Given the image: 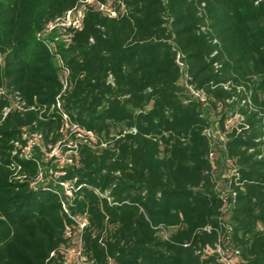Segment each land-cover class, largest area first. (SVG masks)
<instances>
[{"label":"trees","instance_id":"trees-1","mask_svg":"<svg viewBox=\"0 0 264 264\" xmlns=\"http://www.w3.org/2000/svg\"><path fill=\"white\" fill-rule=\"evenodd\" d=\"M78 1L0 0V264H72L64 228L76 222L59 186L44 166V182L31 186L38 156L13 154L12 141L22 127L46 144L60 137L48 109L60 70L36 34ZM100 1L116 16L89 6L80 29L49 35L70 69L63 109L97 138L62 176L78 186L70 215L87 220L84 263L219 264L204 251L222 206L204 132L216 115L240 182L232 245L243 264H264V0ZM177 54L212 108L180 84ZM16 95L34 108L3 116ZM235 112L243 122L226 130Z\"/></svg>","mask_w":264,"mask_h":264},{"label":"built area","instance_id":"built-area-1","mask_svg":"<svg viewBox=\"0 0 264 264\" xmlns=\"http://www.w3.org/2000/svg\"><path fill=\"white\" fill-rule=\"evenodd\" d=\"M93 7L107 14L108 16H116V11L109 5L101 2L100 0H79L72 8L68 9L63 16L56 18L54 21L49 22L45 29L36 34L37 38L42 39L49 50L53 53L57 65L60 70V80L62 89L59 94L55 96L54 102L50 105L49 112L56 111L60 116L61 125L59 127L60 137L54 144H46L43 142L42 134L38 131H30L25 127L21 128L20 137L13 140V154H17L19 157L28 158L34 157L35 154L38 156L36 159L37 164V175L33 180L30 181L31 186H36L44 182V168L48 171L51 177L54 178L59 188L55 189L61 208L69 217L75 222L76 226L66 225L64 228L65 236L70 240V246L68 252L73 255H77L82 258V241L81 233L87 220L84 216H71L68 210V202L73 198L74 192L78 188L76 185V178L62 179V176L66 174L67 168L75 165L79 159V148L81 145L93 146L97 142L95 134L81 126H79L72 117L63 109L61 102V94L69 86V75L70 69L66 65L61 54L55 51L53 42L50 40V33L53 30L59 32H66L69 29H80L83 23L84 13L87 7ZM68 35L64 33L63 37L65 40L68 39ZM176 62L179 64L182 70L181 76H184L183 86L190 92V94L196 98L203 107H211L208 98L202 90L196 89L192 84H189L187 79L188 75L184 70L183 62L180 60V55L177 54ZM216 67L218 65H215ZM224 88H228L227 84H224ZM228 101V100H227ZM26 108H34L33 105L26 106L25 102L19 98V96L10 97V103L3 110V116L10 110H24ZM47 110V106L42 107V112ZM216 110H221V103H216ZM48 112V111H47ZM243 122V115L235 112L231 117L224 121V128L230 130L232 127H236L238 124ZM239 130V129H237ZM209 137L212 139H219L222 142L223 150L226 155L225 132L219 128L218 118H214V121L204 130ZM214 149L212 148L209 153V160L211 162V175L214 182L213 190L215 194L221 199L222 206L220 208V214L218 216V226L215 228L217 235L216 241L213 246L204 248V251L215 253L219 264H243L237 256V250L232 245V225L229 221L230 209L235 200L237 190L236 186H240L238 181V171L232 160L227 158L230 162V170L226 176L225 182L222 184V189H219V180L214 175V166L212 156ZM19 177V176H16ZM225 210H228V222L224 218ZM204 230L210 231L211 227L206 226ZM230 235V237H229Z\"/></svg>","mask_w":264,"mask_h":264},{"label":"rangeland","instance_id":"rangeland-1","mask_svg":"<svg viewBox=\"0 0 264 264\" xmlns=\"http://www.w3.org/2000/svg\"><path fill=\"white\" fill-rule=\"evenodd\" d=\"M184 76H181L180 78V84H184ZM216 116V115H215ZM215 116H211V119ZM217 118V117H216ZM212 148L214 149V153L212 156L213 166H214V175L219 180V189H222V184L226 180V176L229 173L230 170V162L227 161L225 152L223 150L222 142L219 139H212ZM228 210H225L224 218L226 220V223L228 222ZM161 234L164 236L165 233L161 232ZM230 237V235H229ZM67 261L72 264H85L82 258H79L77 255H73L72 253H69L67 251Z\"/></svg>","mask_w":264,"mask_h":264}]
</instances>
